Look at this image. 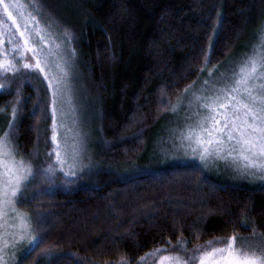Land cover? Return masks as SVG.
<instances>
[{"label": "trees", "instance_id": "1", "mask_svg": "<svg viewBox=\"0 0 264 264\" xmlns=\"http://www.w3.org/2000/svg\"><path fill=\"white\" fill-rule=\"evenodd\" d=\"M40 2V18L73 37L76 72L95 115L96 156L113 167L142 154L150 130L198 78L205 56L210 65L224 61L264 16V0ZM19 77L0 91V107L10 117L6 102L14 101L20 87V148L35 150V160L42 162L40 132L49 120L50 94L40 74ZM61 179L21 206L31 212L41 205L48 221L46 240L22 264H52L41 258L47 248L62 254L56 264H77L73 254L91 262L134 264L181 235L194 247L233 231L250 233L242 221L264 231V184L217 181L199 167H156L139 174L104 169L94 183L81 186Z\"/></svg>", "mask_w": 264, "mask_h": 264}, {"label": "snow or ice", "instance_id": "2", "mask_svg": "<svg viewBox=\"0 0 264 264\" xmlns=\"http://www.w3.org/2000/svg\"><path fill=\"white\" fill-rule=\"evenodd\" d=\"M41 9L40 0H0V91L10 89L16 76L41 74L50 94L51 119V146L44 160L37 162V152L25 153L19 144L20 87L15 88L14 101L6 102L11 109L6 128H0V264H15L13 250L23 244L22 264L47 238L43 229L48 221L38 210L41 205L31 212L21 206L38 200L60 177L64 185L73 183L89 167L84 163L81 133L66 123L69 119L77 123L71 84L76 56L73 37L67 29L60 36L50 23H42ZM259 41L229 72L217 76L219 69H208V79L198 91H190L191 86L185 89V96L171 105L175 114L187 101L185 123L171 130L170 139L173 150L198 156L205 169L210 161H229L237 176L264 184V28ZM209 62L206 55L205 65ZM8 111L0 107V114ZM162 151L166 155L168 149ZM241 226L251 227V235L233 231L191 248L187 246L191 241L181 235L175 243L167 240L140 260L151 257V264H264V232L245 221ZM61 255L47 248L41 258L56 264Z\"/></svg>", "mask_w": 264, "mask_h": 264}, {"label": "rangeland", "instance_id": "3", "mask_svg": "<svg viewBox=\"0 0 264 264\" xmlns=\"http://www.w3.org/2000/svg\"><path fill=\"white\" fill-rule=\"evenodd\" d=\"M41 22L45 23L42 19ZM262 28H264V16L260 23V26L258 25L251 28V30L241 39L236 49L228 56V58H226L224 61L216 65L207 64L203 67V71L200 72L198 78L189 85L191 86L190 91H198L200 89L202 82L208 79V69H213L214 72L216 71V69H219V72L216 73L217 76L219 75V73H227L230 71L232 66L237 61L240 60L242 56H244L246 53L250 54L252 46L260 42L259 33ZM52 31L56 34H59L60 36H63L54 29H52ZM34 74H38V73H34ZM40 76L42 77L41 74ZM18 79H20V77L16 76L13 79V82ZM71 84L74 93V106L76 108L77 123L76 125H73L71 119L66 121V123H68L69 127L72 128L74 131H78L79 133H81L85 144L84 163L86 165H89V167L85 168L83 174H79L76 178H74V182L72 183L73 185L81 186V185H90L94 183V181H96L98 174L102 172L104 169H110L114 171L125 169L129 171L131 174H139V173L151 171L153 170V168L156 167L168 168V167H185V166L199 167L206 174H208L211 179L217 181L220 179H226V180L234 179V181H231L230 183L252 186V187L261 185V183L258 181L247 180L237 176L234 173L233 166L229 161H224V160L210 161L208 168L205 169L203 163L199 160L198 156H192L190 153L188 155H185L183 151L176 152L175 150L172 149V140L170 139V132L172 129L182 127L184 125L185 105L187 103L186 100L184 101L183 104H181V107L177 110V113L175 114L173 113L172 108L170 106V108L164 114V116L161 118L158 124H156L150 130L146 147L142 152V154L136 160H134L129 164L124 165V167L123 166L113 167L112 165L109 164L104 165L96 156L98 134H97L95 115L93 114V110L86 96L84 95L85 88L84 86H82L80 78L78 77V73L76 72L74 58L71 64ZM189 86L187 88H189ZM183 96H185V90L171 105L176 104L178 99ZM9 118H10L9 115L0 114V128H6L7 126L6 121ZM48 118H49L48 122L47 121L44 122L40 132L39 156L41 161L44 160L45 152L51 146L50 145V136H51L50 109L48 113ZM68 135L71 136L72 132H69ZM163 148L168 149L166 155L162 151ZM122 173L127 174L128 172L123 171ZM256 230L258 232H262L257 228ZM240 235L249 236L251 235V232ZM187 246L191 248L189 245ZM23 247L24 245L21 244L16 249L13 250L15 251L16 254L15 264H18L19 260L22 257ZM73 256L75 257V262L77 264H121L122 262L121 261V262H113V263L110 262L98 263V262H94V261L91 262L89 260H86L76 254H73ZM151 260H152L151 257H149L145 261H141L139 258L134 264H151ZM127 264H131V263H127Z\"/></svg>", "mask_w": 264, "mask_h": 264}]
</instances>
